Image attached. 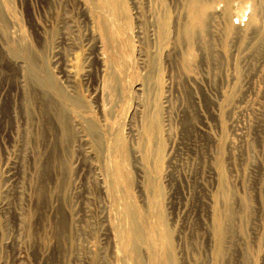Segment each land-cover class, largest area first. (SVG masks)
Returning a JSON list of instances; mask_svg holds the SVG:
<instances>
[{"label": "rangeland", "instance_id": "1", "mask_svg": "<svg viewBox=\"0 0 264 264\" xmlns=\"http://www.w3.org/2000/svg\"><path fill=\"white\" fill-rule=\"evenodd\" d=\"M0 264H264V0H0Z\"/></svg>", "mask_w": 264, "mask_h": 264}, {"label": "bare ground", "instance_id": "2", "mask_svg": "<svg viewBox=\"0 0 264 264\" xmlns=\"http://www.w3.org/2000/svg\"><path fill=\"white\" fill-rule=\"evenodd\" d=\"M197 2H198V0H196ZM91 6V5H90ZM110 8V7H109ZM196 10H198V9H196ZM97 11H99V10H97ZM195 15V14H194ZM88 16V15H87ZM105 16H107V15H105ZM199 18V17H198ZM108 19H110V18H108ZM204 23H205V21H203V23H202V25H204ZM204 27V26H203ZM205 27H206V25H205ZM27 54H25V56H26ZM27 58H28V55H27ZM26 58V59H27ZM31 58V57H30ZM31 61V60H30ZM36 61V60H35ZM32 63V62H31ZM34 63V62H33ZM30 64V63H29ZM35 65H37V64H35ZM34 65V66H35ZM27 66H28V64H27ZM27 68V67H26ZM31 69H32V67H31ZM39 69V68H38ZM32 70H34V69H32ZM29 70H27V72H28ZM40 71V70H39ZM41 73V72H40ZM48 73V72H47ZM33 75V74H32ZM36 75H37V72H36ZM30 76V75H29ZM28 76V77H29ZM148 76V75H147ZM47 77H48V75H47ZM30 79H31V77H29ZM46 78V77H45ZM45 80V79H44ZM34 81V80H33ZM42 82V81H41ZM50 82V81H49ZM48 86V85H47ZM50 86V85H49ZM148 88V87H147ZM57 89H58V87H57ZM58 94L60 95V96H62L63 98H64V100H66V101H69L70 102V104L72 103V104H74V105H76V106H78L79 105V101L77 100V98L76 97H72V96H70V95H68V96H66L65 94H64V90L62 91V89L60 90V87H59V89H58ZM79 99V98H78ZM60 105V104H59ZM63 110H64V108H63ZM63 110L61 111V117H60V119H61V121H62V124H63V129H64V131H65V133L67 134L68 132H69V125H68V121L66 120V118L67 117H65L64 116V112H63ZM57 114V113H56ZM72 119H73V117H72ZM69 120H70V118H69ZM71 121V120H70ZM74 121V120H73ZM75 121H77V119L75 120ZM74 121V122H75ZM155 121V120H154ZM70 123H72V122H70ZM80 125V124H79ZM91 126H93L92 124L90 125V127ZM94 129V128H93ZM95 130V129H94ZM71 132V131H70ZM90 132H91V130H90ZM94 132V131H93ZM92 134V133H91ZM68 135H70V134H68ZM65 136V135H64ZM109 148V147H108ZM103 155V154H102ZM109 156V155H108ZM110 157V156H109ZM106 159V158H105ZM108 161H109V159H108ZM108 163H110V162H108ZM110 165V164H109ZM108 165V166H109ZM151 184V183H150ZM107 187V186H106ZM107 191H108V189H107ZM120 196V195H119ZM217 200V199H216ZM133 209V208H132ZM126 213V212H125ZM124 213V214H125ZM127 214V213H126ZM230 219V218H229ZM127 220V219H126ZM232 220V219H231ZM128 221H130L129 219H128ZM126 223V222H125ZM227 223V222H226ZM128 224V223H127ZM130 224V223H129ZM119 225V224H118ZM124 225V224H123ZM223 226V225H222ZM227 226V225H226ZM129 227V226H128ZM222 229H223V227H222ZM132 230V229H131ZM131 232V231H130ZM130 232H129V234H130ZM226 232V231H225ZM136 233V230H133V232L131 233V234H135ZM224 253V252H223ZM185 259V258H184Z\"/></svg>", "mask_w": 264, "mask_h": 264}]
</instances>
